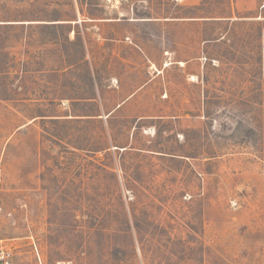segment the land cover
<instances>
[{
    "label": "rangeland",
    "instance_id": "374dc122",
    "mask_svg": "<svg viewBox=\"0 0 264 264\" xmlns=\"http://www.w3.org/2000/svg\"><path fill=\"white\" fill-rule=\"evenodd\" d=\"M0 250L264 264V0H0Z\"/></svg>",
    "mask_w": 264,
    "mask_h": 264
},
{
    "label": "built area",
    "instance_id": "2783aa9c",
    "mask_svg": "<svg viewBox=\"0 0 264 264\" xmlns=\"http://www.w3.org/2000/svg\"><path fill=\"white\" fill-rule=\"evenodd\" d=\"M10 253L0 250V264H8Z\"/></svg>",
    "mask_w": 264,
    "mask_h": 264
},
{
    "label": "trees",
    "instance_id": "16d2710c",
    "mask_svg": "<svg viewBox=\"0 0 264 264\" xmlns=\"http://www.w3.org/2000/svg\"><path fill=\"white\" fill-rule=\"evenodd\" d=\"M54 21H57V20H54ZM54 25H56V24H54ZM57 25H58V26H61V24H57ZM57 25H56V26H57Z\"/></svg>",
    "mask_w": 264,
    "mask_h": 264
}]
</instances>
